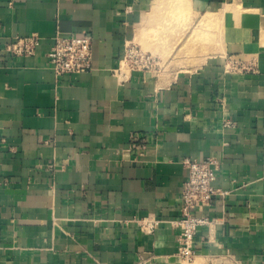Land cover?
<instances>
[{
  "label": "crops",
  "instance_id": "obj_1",
  "mask_svg": "<svg viewBox=\"0 0 264 264\" xmlns=\"http://www.w3.org/2000/svg\"><path fill=\"white\" fill-rule=\"evenodd\" d=\"M154 1L0 0V264H185L183 160L208 158L191 264H264V0H190L173 24L165 2L142 27ZM208 14L215 50L168 59ZM35 33V56L6 50ZM57 33L91 39V71L55 76ZM132 45L180 67H126Z\"/></svg>",
  "mask_w": 264,
  "mask_h": 264
},
{
  "label": "built area",
  "instance_id": "obj_2",
  "mask_svg": "<svg viewBox=\"0 0 264 264\" xmlns=\"http://www.w3.org/2000/svg\"><path fill=\"white\" fill-rule=\"evenodd\" d=\"M41 41V36L36 33L16 37L7 45L6 50L18 57L35 56ZM46 56L57 78L86 73L93 68V47L89 37L57 33ZM153 62L138 47L132 45L127 48L125 66L147 70L153 66ZM183 164L188 170V178L181 192V218L177 223L181 228L178 255L183 261L191 263L195 258L194 237L197 229L211 224V219L201 216V213L211 206L214 197L220 193L213 186L220 164L214 158L204 161L186 159Z\"/></svg>",
  "mask_w": 264,
  "mask_h": 264
},
{
  "label": "bare ground",
  "instance_id": "obj_3",
  "mask_svg": "<svg viewBox=\"0 0 264 264\" xmlns=\"http://www.w3.org/2000/svg\"><path fill=\"white\" fill-rule=\"evenodd\" d=\"M180 1L181 0H171V1H168V0H155L154 3H153V6H152V11L149 14H146V16L143 19L142 27L146 26L151 21H153L154 19L157 18V15L161 11V8L163 6V3H165V2H168V3L169 2L170 3L172 2V6L173 7L177 5V10H176L177 11V14L176 13H173L169 17V18H171L170 20H171V23L173 24L175 22V20L179 19L182 16V13L185 10H187V9L189 10L190 0H182L183 1V4H180ZM221 17H223V15H221ZM221 17L219 18V16H217V15L214 16V15H211V14H208V15L204 16L199 21V23L197 25H194V28L192 27L193 30L191 31V33L189 32L190 34H188V37L186 38V41L184 42L183 45L184 46H188L189 47V50H193V51L196 50L197 53H198V51H200V53L203 52L204 53V57H206L207 54L210 51L215 50L213 48V45H217V43H218L217 40H215V39L212 38L213 32H211V30H212L213 27H216L215 25H218V26L220 25V19H221ZM177 41L179 42L180 40L177 39ZM216 41H217V43H216ZM174 43H175V41H174ZM177 44L178 43H176L173 46H176ZM193 51H191V52H193ZM170 55L168 54V57Z\"/></svg>",
  "mask_w": 264,
  "mask_h": 264
},
{
  "label": "rangeland",
  "instance_id": "obj_4",
  "mask_svg": "<svg viewBox=\"0 0 264 264\" xmlns=\"http://www.w3.org/2000/svg\"><path fill=\"white\" fill-rule=\"evenodd\" d=\"M180 4H183V1L181 0L180 1ZM188 10V9H187ZM187 10H185V11H187ZM184 11V12H185ZM183 12V13H184ZM183 13H182V16H183ZM181 18V17H180ZM194 28V27H193ZM193 28H191V30H189V32L191 33V31L193 30ZM190 33H188V34H190ZM159 35H160V33L159 32H157V33H155V38H158L159 37ZM162 35H165V33L163 34L162 33ZM180 38V37H179ZM179 38H178V40H179ZM217 38V37H216ZM174 41H175V43H174ZM180 42V41H179ZM178 41H177V39L176 38H172V40H171V47L172 48H170L169 49V55L171 54V56L172 55H176V56H180V55H194V54H197V52H196V50H189V47L188 46H184L183 45V47H184V51H182L181 49H179V50H177L178 48H177V45L176 46H173V45H175L176 43H179ZM175 47V48H174ZM191 47V46H190ZM143 54H145V55H147V56H149V57H151V59L152 60H154V62H153V66H151V67H149L148 69H150V70H155V72H168L170 69H172V68H179L180 67V65L179 64H176V63H171V62H169V58H170V56L168 57L167 55V58L168 59H162V58H159V57H157V56H153V55H151V54H149V53H147V52H145V50L144 49H139ZM191 51H193V52H191ZM177 52V53H176ZM198 53H200V51H198ZM201 55H203L204 56V53L202 52V53H200ZM127 67V66H126ZM185 264H191V263H188V262H184Z\"/></svg>",
  "mask_w": 264,
  "mask_h": 264
}]
</instances>
